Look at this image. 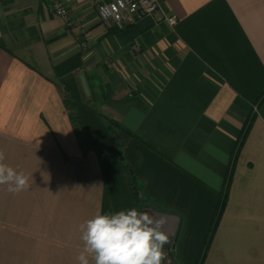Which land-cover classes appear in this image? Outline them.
<instances>
[{
	"label": "crops",
	"instance_id": "obj_1",
	"mask_svg": "<svg viewBox=\"0 0 264 264\" xmlns=\"http://www.w3.org/2000/svg\"><path fill=\"white\" fill-rule=\"evenodd\" d=\"M60 1L0 0V150L29 185H0V264H77L80 225L131 208L178 216L166 262L197 264L222 201L202 264H264V0L122 30Z\"/></svg>",
	"mask_w": 264,
	"mask_h": 264
},
{
	"label": "clouds",
	"instance_id": "obj_2",
	"mask_svg": "<svg viewBox=\"0 0 264 264\" xmlns=\"http://www.w3.org/2000/svg\"><path fill=\"white\" fill-rule=\"evenodd\" d=\"M0 150V185L9 193L27 190L28 177L4 163ZM165 220L136 208L96 214L80 225L83 247L77 264H163L164 246L170 242Z\"/></svg>",
	"mask_w": 264,
	"mask_h": 264
},
{
	"label": "built area",
	"instance_id": "obj_3",
	"mask_svg": "<svg viewBox=\"0 0 264 264\" xmlns=\"http://www.w3.org/2000/svg\"><path fill=\"white\" fill-rule=\"evenodd\" d=\"M45 1L59 17L69 18V11L60 0ZM96 10L103 24L117 30L133 26L143 17L158 18L162 12L157 0H101L97 3ZM160 19L168 22L170 26L178 23L176 16L164 14Z\"/></svg>",
	"mask_w": 264,
	"mask_h": 264
},
{
	"label": "water",
	"instance_id": "obj_4",
	"mask_svg": "<svg viewBox=\"0 0 264 264\" xmlns=\"http://www.w3.org/2000/svg\"><path fill=\"white\" fill-rule=\"evenodd\" d=\"M80 79H81V83L84 89V92L86 94L87 98L91 97V88L89 85V82L86 78V75L84 74V72H81L80 74ZM148 213H150L152 216H155L157 218L163 217L165 220V225H164V230L166 231V233L169 235L170 238V242L165 244L164 246V251L165 253L172 251L174 243L177 240V237L179 235V231H180V219L178 216L176 215H172V214H167V213H161V212H157L151 208L145 210ZM163 264H168L166 262V260L163 262Z\"/></svg>",
	"mask_w": 264,
	"mask_h": 264
},
{
	"label": "trees",
	"instance_id": "obj_5",
	"mask_svg": "<svg viewBox=\"0 0 264 264\" xmlns=\"http://www.w3.org/2000/svg\"><path fill=\"white\" fill-rule=\"evenodd\" d=\"M90 99H91V98H90ZM107 123H108V126H109V129H110V130H113V128L117 126V123H116V122H113V121H111V120H107ZM134 182H136V179H135V178H134ZM135 194H136V196H138V190H137L136 187H135ZM223 206H224V201H222V203H220V206H219L218 209H217V212H216V214H215V216H214V221H213V223H212V225H211V227H210V230H209V232H208V235H207V237H206V241H205V249L202 251V254H201V256H200V258H199L197 264H202L203 257H204V252L206 251V249H207V247H208V244H209V242H210V238H211V236H212L213 227H214V225L217 223V221H218V219H219V217H220V214H221V212H222Z\"/></svg>",
	"mask_w": 264,
	"mask_h": 264
}]
</instances>
